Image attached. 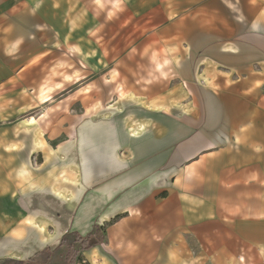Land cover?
<instances>
[{
    "label": "crops",
    "instance_id": "1",
    "mask_svg": "<svg viewBox=\"0 0 264 264\" xmlns=\"http://www.w3.org/2000/svg\"><path fill=\"white\" fill-rule=\"evenodd\" d=\"M73 24L52 86L65 61L44 31L0 59L18 119L0 129V213L23 201L61 231L10 264H66L62 239L94 227L74 264H192L194 240L264 264V0H76Z\"/></svg>",
    "mask_w": 264,
    "mask_h": 264
},
{
    "label": "rangeland",
    "instance_id": "2",
    "mask_svg": "<svg viewBox=\"0 0 264 264\" xmlns=\"http://www.w3.org/2000/svg\"><path fill=\"white\" fill-rule=\"evenodd\" d=\"M81 4L86 10L87 3ZM40 6L41 8H39ZM82 6L80 5V8ZM84 20L87 22L88 18ZM75 22L76 0H0V59L4 58L5 62H9L14 57L7 48L13 41H19L26 36L25 27L31 29L32 26L33 32L44 31L43 40L49 45L50 59L65 61L58 69H54L58 65L56 62L53 67H50L48 86H52L63 74L68 72L69 66L76 64V59L73 56L75 44L74 40L72 41L75 37L73 34V23ZM58 27L62 30V34H60L61 30L58 32ZM75 87L69 88L66 93L72 92ZM8 105V98L0 100V129L7 128L18 120L2 110L1 106ZM27 116L21 117L22 120L27 119ZM1 206L0 264H10L9 260H26L36 252L42 251L46 246L54 250L61 232L55 224L54 216L52 220L49 219L48 213H45L47 216H44L38 209L25 210L23 201L16 202V204L3 202ZM12 219H15L14 223H12ZM93 232L94 228L91 233L85 236L79 234L76 236L86 238ZM101 232H103L102 229ZM74 236L69 232L64 237L65 242L72 243L75 239ZM102 236L104 239V232ZM205 246L209 250H206ZM75 248L76 254L82 251L79 243H76ZM223 248L226 247L221 249ZM217 254L215 242H205L202 248L201 242L194 240L192 264H222V259H218ZM226 264L232 263L226 261Z\"/></svg>",
    "mask_w": 264,
    "mask_h": 264
},
{
    "label": "trees",
    "instance_id": "3",
    "mask_svg": "<svg viewBox=\"0 0 264 264\" xmlns=\"http://www.w3.org/2000/svg\"><path fill=\"white\" fill-rule=\"evenodd\" d=\"M101 229L98 227H94V232L92 235L86 237V238H81L79 236H74V243H79L80 249L81 250H87L95 245H100L103 242V236H102ZM61 244H65V240L62 239ZM76 252L73 250V246H69V252L66 257V264H74L76 261ZM32 261L29 260L28 263H31ZM14 264H26L25 262H19V263H14Z\"/></svg>",
    "mask_w": 264,
    "mask_h": 264
},
{
    "label": "bare ground",
    "instance_id": "4",
    "mask_svg": "<svg viewBox=\"0 0 264 264\" xmlns=\"http://www.w3.org/2000/svg\"><path fill=\"white\" fill-rule=\"evenodd\" d=\"M28 122V121H27Z\"/></svg>",
    "mask_w": 264,
    "mask_h": 264
}]
</instances>
